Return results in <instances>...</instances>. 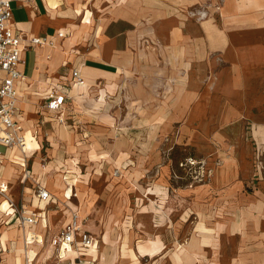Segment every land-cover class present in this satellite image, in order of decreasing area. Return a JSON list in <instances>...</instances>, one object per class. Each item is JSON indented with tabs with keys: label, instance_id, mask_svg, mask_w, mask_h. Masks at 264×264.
Here are the masks:
<instances>
[{
	"label": "rangeland",
	"instance_id": "1",
	"mask_svg": "<svg viewBox=\"0 0 264 264\" xmlns=\"http://www.w3.org/2000/svg\"><path fill=\"white\" fill-rule=\"evenodd\" d=\"M161 1L88 3L94 22L78 30L81 40L122 10L138 19L134 65L112 84L75 88V97L68 75L71 96L54 118L43 115L44 70L28 81L18 95L38 144L28 167L50 166L35 177L53 195L51 213L67 222V204L83 211L80 222L100 240V264H264V151L245 110L220 102L218 90L233 78L223 60L182 56L184 24L220 21L223 0ZM198 85L204 102L189 105ZM20 190L17 182L13 193Z\"/></svg>",
	"mask_w": 264,
	"mask_h": 264
},
{
	"label": "crops",
	"instance_id": "2",
	"mask_svg": "<svg viewBox=\"0 0 264 264\" xmlns=\"http://www.w3.org/2000/svg\"><path fill=\"white\" fill-rule=\"evenodd\" d=\"M92 1L94 0L88 2L86 0L12 1L11 27L15 32H24L28 38H48L54 42L53 46H30L29 41L25 42L26 49L22 53L25 64L19 68L23 78L17 84L18 95L22 96L29 90L28 81H39L42 70L45 72L42 82L45 87L43 86L41 99L45 104L53 93L60 91L65 92L69 100L71 95L66 83L68 75L73 82L72 96L75 97L76 94L73 95L75 88L77 91L79 89L89 91L100 81L112 84L126 75L131 64L134 65L133 55L135 53L131 49V44L135 42L133 41V37H136L133 27L138 19L135 16H133L134 19L125 17L123 10L118 12L116 18L108 16L101 19L103 30L99 35L86 41L81 40L78 30L91 27L94 22L92 6L89 7ZM149 1L152 3L151 0ZM204 1L184 0V3L188 7L194 5L199 7ZM213 1L211 0L212 7ZM147 8L151 7L147 6ZM220 8L221 19L218 22L204 20L196 24H184L183 40L186 48L182 49V56L202 60L201 62L207 58L223 60L225 65L223 70H226L227 74H231L233 78L223 84L221 91L218 90L220 94L217 95L220 102L223 106L227 105L230 109H234L236 114H239L241 109L245 110L246 120L250 124L251 138L264 151V0H223ZM89 41H91L90 44ZM190 43L191 47H189ZM84 45L90 47L85 49ZM200 67L201 63L197 69ZM149 69L153 70V73L156 72V67L139 66L136 68V70ZM68 70H71L70 73ZM74 70H79L84 79L81 85L75 84ZM187 90L194 96L193 89L188 88ZM195 91L196 96L192 97L189 105H193L195 101L197 105L204 102L205 95L199 85ZM20 113V123L27 140L25 153L0 148L2 150L0 178L10 182L12 193L19 182L20 193L13 194L18 196L24 192L25 202L30 209L46 213L51 231H47L42 224L30 229L40 235L47 244V240L53 233L70 222L71 216L65 211L64 213L70 217L67 222L57 218L55 213H51L49 209L50 202H40L35 197L34 187L28 183L25 189L21 182L23 159L30 160L38 144L25 126V114L22 110ZM43 115L54 118L57 114L45 110ZM36 166L39 170L42 169V165L35 161L32 167V177L40 184L35 177L38 176L35 172ZM43 174L44 172H41L39 175ZM41 185L47 189V183ZM63 193L66 194V191ZM86 230L97 238L88 228ZM97 240L99 241L98 249L95 250L97 253L94 257L97 258V264H100L102 255L100 240L98 238ZM26 250L29 251L30 264H56V260L51 257L49 246L34 244L26 248L21 228L15 222H11L10 217L0 212V257L3 264H26ZM91 254L94 255L92 251Z\"/></svg>",
	"mask_w": 264,
	"mask_h": 264
},
{
	"label": "built area",
	"instance_id": "3",
	"mask_svg": "<svg viewBox=\"0 0 264 264\" xmlns=\"http://www.w3.org/2000/svg\"><path fill=\"white\" fill-rule=\"evenodd\" d=\"M13 0H0V148L24 150L26 136L20 123V108L17 94V84L23 78L20 66L25 64L22 57L25 42L30 46H53L54 42L48 38H28L24 32H15L11 27L13 17ZM75 84L81 85L83 78L79 70L73 71ZM68 96L65 92H55L45 103V110L61 113ZM2 150L0 149V156ZM28 158L23 159V174L21 182L25 186L29 183L34 187L35 197L40 202H53V195L32 177L28 167ZM26 189V188H25ZM7 203V210H2ZM0 212L11 218L21 228L25 237L26 248L34 244L49 246L51 257L56 264H97L91 251L98 249L99 241L80 222V215L74 212L70 222L52 234L47 244L40 235L29 231L30 228L42 224L47 231H51L44 211L30 209L25 202V193L15 196L10 182L0 178ZM27 263L30 264L29 251L26 250ZM0 264L3 260L0 257Z\"/></svg>",
	"mask_w": 264,
	"mask_h": 264
},
{
	"label": "bare ground",
	"instance_id": "4",
	"mask_svg": "<svg viewBox=\"0 0 264 264\" xmlns=\"http://www.w3.org/2000/svg\"><path fill=\"white\" fill-rule=\"evenodd\" d=\"M85 23H86V21H85ZM87 26H88V25H87ZM83 83H84V82H83ZM20 88H21V87H20ZM104 91H105V90H104ZM102 94H104V92H102ZM104 95H105V94H104ZM118 95H119V94H118ZM102 96H103V95H102ZM103 97H104V96H103ZM25 148H26V147H25ZM17 152H18V151H17ZM19 152H21L22 154H24V153H25V149H24V150H21V151H19ZM30 154H31V153H30ZM20 160H21V159H20ZM47 168L49 169L50 166H48ZM47 168L42 167V169L39 170V168L36 166V171H35V172H36V174L39 175V174H40L41 172H43L45 169L48 170ZM46 170H45V171H46ZM62 173H63V172H62ZM58 182H59V181H58ZM63 185H64V184H63ZM55 186L59 189V185L56 184ZM62 191H63V190H62ZM63 192H65V191H63ZM65 196H66V194H65ZM66 197H67V196H66ZM66 197H64V199H62V202H61V203H62L63 206H64L65 203H68V202H69V201L67 200ZM46 203H47V202H46ZM66 207L69 208V209H66V212H68L69 214L72 215V214H73V208H74V205H72L71 202H70L69 205H68V204L66 205ZM75 207H76V206H75ZM6 208H7V203H4V205H3V207H2V210H6ZM76 208H77V207H76ZM77 209H79V208H77ZM77 209H74V210H76L78 214L82 215V214H83V211H82V210H77ZM74 212H75V211H74ZM71 215H70V216H71ZM30 230H31V229H30ZM31 231H32V230H31ZM34 232H35V231H34ZM37 233H38V232H37ZM40 233H41V232H40ZM11 234L13 235V233H11ZM44 235H45V234H44ZM11 237H13V236H11ZM14 237H15V236H14ZM96 237H97V236H96ZM15 240H16V239H15ZM15 240H14V241H15ZM17 240H18V239H17ZM17 242H18V241H17ZM14 244H15V243H14ZM18 244H19V243H18ZM16 245H17V244H16ZM19 245L21 246V244H19ZM19 245H18V246H19ZM19 248H20V247H19ZM18 250H19V249H18ZM15 251H16V250H15ZM19 251H20V250H19ZM16 252H17V251H16ZM92 253H94L93 256H96L95 254H96L97 252L95 253V250H94V251H92ZM18 257H19V256H18ZM17 259H18V258H17ZM96 259H97V258H96ZM19 261L21 262V259H19Z\"/></svg>",
	"mask_w": 264,
	"mask_h": 264
}]
</instances>
